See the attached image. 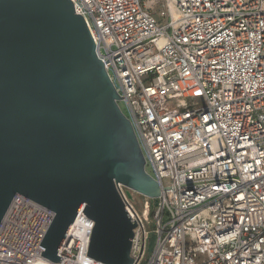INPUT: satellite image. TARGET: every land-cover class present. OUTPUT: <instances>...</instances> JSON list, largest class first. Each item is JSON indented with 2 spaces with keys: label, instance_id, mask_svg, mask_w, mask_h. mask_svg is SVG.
I'll use <instances>...</instances> for the list:
<instances>
[{
  "label": "built area",
  "instance_id": "1",
  "mask_svg": "<svg viewBox=\"0 0 264 264\" xmlns=\"http://www.w3.org/2000/svg\"><path fill=\"white\" fill-rule=\"evenodd\" d=\"M70 1L160 188L153 210L139 195L145 218L115 185L137 224L133 264H264V0ZM82 212L59 264H102L86 256L94 223ZM53 218L15 195L0 264H55L39 246Z\"/></svg>",
  "mask_w": 264,
  "mask_h": 264
},
{
  "label": "water",
  "instance_id": "2",
  "mask_svg": "<svg viewBox=\"0 0 264 264\" xmlns=\"http://www.w3.org/2000/svg\"><path fill=\"white\" fill-rule=\"evenodd\" d=\"M122 98L70 0H0V221L15 195L50 210L39 246L55 264L81 207L94 223L86 256L133 264L137 224L115 185L154 205L160 188Z\"/></svg>",
  "mask_w": 264,
  "mask_h": 264
},
{
  "label": "rangeland",
  "instance_id": "3",
  "mask_svg": "<svg viewBox=\"0 0 264 264\" xmlns=\"http://www.w3.org/2000/svg\"><path fill=\"white\" fill-rule=\"evenodd\" d=\"M110 75L113 76L112 73H110ZM114 84H115V86H117L116 83H114ZM120 110H121V112L123 113L124 116H127V110H126L124 104L120 103ZM146 170L148 172H150L149 168H146ZM132 197L136 201L137 209L141 210L144 213L145 209H144V205L142 204V200H141L140 196L135 193L134 195H132ZM153 208H154V202L152 201L151 202V210H153ZM154 241H155L154 236L150 235L149 241H148L147 246H146V254H147L148 257L152 253V250H153V247H154Z\"/></svg>",
  "mask_w": 264,
  "mask_h": 264
}]
</instances>
